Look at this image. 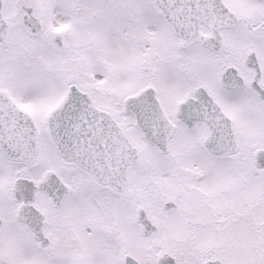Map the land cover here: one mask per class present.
<instances>
[{
    "label": "snow or ice",
    "instance_id": "obj_1",
    "mask_svg": "<svg viewBox=\"0 0 264 264\" xmlns=\"http://www.w3.org/2000/svg\"><path fill=\"white\" fill-rule=\"evenodd\" d=\"M0 264H264V0H0Z\"/></svg>",
    "mask_w": 264,
    "mask_h": 264
}]
</instances>
